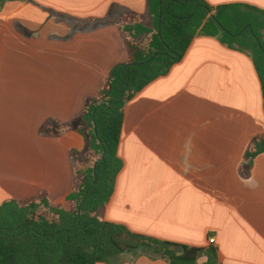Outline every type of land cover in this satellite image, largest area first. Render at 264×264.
I'll list each match as a JSON object with an SVG mask.
<instances>
[{"label":"crops","instance_id":"obj_1","mask_svg":"<svg viewBox=\"0 0 264 264\" xmlns=\"http://www.w3.org/2000/svg\"><path fill=\"white\" fill-rule=\"evenodd\" d=\"M204 1L264 11V0ZM128 12L146 16V1L0 0V204L45 191L68 208L70 151L83 150L85 139L39 131L49 119L78 117L86 98L99 95L110 71L127 61L111 21ZM262 133L251 57L197 34L166 75L127 103L123 166L102 219L159 241L213 246L219 264H264V152L241 173L249 143ZM117 264L169 262L145 243Z\"/></svg>","mask_w":264,"mask_h":264},{"label":"trees","instance_id":"obj_2","mask_svg":"<svg viewBox=\"0 0 264 264\" xmlns=\"http://www.w3.org/2000/svg\"><path fill=\"white\" fill-rule=\"evenodd\" d=\"M145 1L146 16L128 12L111 21L128 59L110 71L99 95L87 97L82 113L70 122L49 119L40 128L43 136L74 131L85 139L83 150L70 151L68 208L54 204L45 191L0 204V264H117L121 255L136 252L145 243L157 246L169 264H219L213 246L200 249L142 236L104 221L102 211L123 166L118 147L127 103L166 75L197 34L217 37L251 57L264 105V11L241 4L213 7L204 0ZM263 152L264 133L249 143L242 175Z\"/></svg>","mask_w":264,"mask_h":264},{"label":"built area","instance_id":"obj_3","mask_svg":"<svg viewBox=\"0 0 264 264\" xmlns=\"http://www.w3.org/2000/svg\"><path fill=\"white\" fill-rule=\"evenodd\" d=\"M214 243H215V240H214V239H210V240H209V244H210V245H213Z\"/></svg>","mask_w":264,"mask_h":264}]
</instances>
